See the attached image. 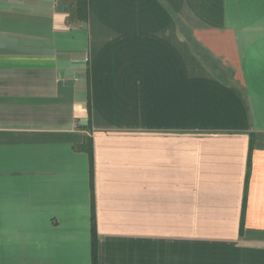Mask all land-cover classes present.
Segmentation results:
<instances>
[{"label":"crops","instance_id":"0c3cea01","mask_svg":"<svg viewBox=\"0 0 264 264\" xmlns=\"http://www.w3.org/2000/svg\"><path fill=\"white\" fill-rule=\"evenodd\" d=\"M0 0V264H264V0Z\"/></svg>","mask_w":264,"mask_h":264},{"label":"trees","instance_id":"16d2710c","mask_svg":"<svg viewBox=\"0 0 264 264\" xmlns=\"http://www.w3.org/2000/svg\"><path fill=\"white\" fill-rule=\"evenodd\" d=\"M69 2L70 18L77 22L88 20V0H67ZM92 264H99L98 242L95 225L92 226Z\"/></svg>","mask_w":264,"mask_h":264}]
</instances>
